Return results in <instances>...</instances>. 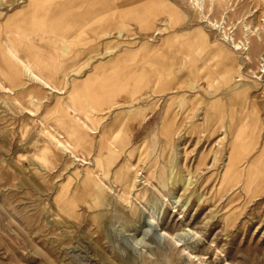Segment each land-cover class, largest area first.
<instances>
[{
	"label": "rangeland",
	"instance_id": "374dc122",
	"mask_svg": "<svg viewBox=\"0 0 264 264\" xmlns=\"http://www.w3.org/2000/svg\"><path fill=\"white\" fill-rule=\"evenodd\" d=\"M0 1V34L6 31L8 36L16 24L8 21L9 17L33 0ZM65 1L35 4L53 6ZM199 1L74 0L67 5L106 7L111 21L120 23L108 36V55L165 39L170 49L180 50L170 61L171 72L179 70L186 85L172 91L164 120V100L152 102L157 100L153 97L157 93H151L155 87L145 89L140 102L125 104L127 110L138 114V120L123 129L124 137L114 148L117 161L104 183L107 187L113 180L121 184L115 175L129 173L130 164L141 171L140 177L149 178L147 186H140V193H121L126 202L136 204L135 215L121 210L111 186L105 194L94 191L78 200L72 197L80 190L74 192V186L87 184L82 179V159L94 157L97 145L107 136L100 135V129L93 138L88 133L67 132L63 139L79 140L80 155L62 147L56 150L48 129L54 134L63 129L51 111L23 109L16 94L2 92L8 81L0 70V264H264V187L258 185L264 177V110L260 108L264 103V44L251 55L252 62L243 67L245 77L238 81L235 76L242 66L239 53H232L229 40L220 37L225 34L230 40L235 37L248 44L249 29L241 21L245 17L249 25L258 24L264 0H237V12H229L226 19L224 10L208 13L197 5ZM197 45L202 51L187 59ZM3 58L2 52L0 60ZM246 80L261 85L243 97L238 86ZM256 95L263 99L258 102ZM49 97L46 95L45 103ZM248 98L250 103L246 104ZM239 103L246 106L242 119L237 117ZM145 104L147 108L140 109ZM115 113L109 109L97 118L91 111L86 118L88 124L93 119L103 126L114 120ZM73 115V121L81 123ZM147 116L151 118L142 124ZM235 123L255 135L248 139L239 180L221 184L220 173L232 138L230 130L229 138L221 140V127ZM136 124L138 129L129 141V129ZM80 126L88 131V125ZM119 129L109 137L116 141ZM206 153L207 163L201 165ZM215 155L219 160L213 165ZM254 170L256 181L244 188ZM202 199L206 202L200 203ZM67 205L75 207V212L65 210ZM174 223L179 230L170 229ZM165 225L171 235L164 234Z\"/></svg>",
	"mask_w": 264,
	"mask_h": 264
},
{
	"label": "crops",
	"instance_id": "0c3cea01",
	"mask_svg": "<svg viewBox=\"0 0 264 264\" xmlns=\"http://www.w3.org/2000/svg\"><path fill=\"white\" fill-rule=\"evenodd\" d=\"M38 1L42 0L32 1L10 16L8 21L16 23L15 30L8 31V36L6 31L0 34V53H4L0 70L10 86H5L2 92L16 94L23 109L50 110L56 124L63 129L59 131L65 134L90 135L80 124L96 125L100 135L108 136L102 141L104 148L110 141L119 144L124 137L123 129L137 122L138 114L127 110L125 104L140 102L139 96L149 87L156 89L151 91L152 95L157 93L153 103L164 100L162 118L165 119L172 91L179 85H186L179 70L171 72L170 61L180 54L178 47L170 49L165 39L156 45L136 46L108 55V36L120 23L112 22L105 8L89 4L67 7L73 0L53 6L35 4ZM24 63L44 81L32 79ZM67 79L71 81L68 86ZM48 94L50 101L45 103ZM109 109L116 112L111 123L102 126L103 123L92 119L94 123L88 124L86 115L89 116L91 111L100 118ZM73 113L81 123L73 121ZM148 118L151 116L141 123L146 124ZM137 126L129 129V141ZM118 127L115 141L109 136Z\"/></svg>",
	"mask_w": 264,
	"mask_h": 264
},
{
	"label": "bare ground",
	"instance_id": "6f19581e",
	"mask_svg": "<svg viewBox=\"0 0 264 264\" xmlns=\"http://www.w3.org/2000/svg\"><path fill=\"white\" fill-rule=\"evenodd\" d=\"M237 2H238L237 0H208L207 3H206V1L203 2V1L200 0L199 1V4H197L198 2H196V4L199 5V7L201 9L206 8L207 11H208V13L209 12H214L215 10L222 9V10H224L223 18L226 19V16H227V14L229 12H235V13L237 12V8H236ZM0 4H2L1 1H0ZM73 4H74V0H73ZM77 5H79V3H77L76 6ZM248 16H249V14H248ZM262 21H264V14H262L261 16H259V23L258 24L249 25L248 24V21L246 20L245 17H244V19H242L241 22H244L245 25H246V27L248 26V29H249V31H247V33H246V38H247V41H248L247 43L248 44L236 40L235 37L232 38V40H230L229 36H227L225 34H224L225 36L224 35L223 36L220 35V37L223 40H225L226 38L229 40V45H230V48L232 49V53H235V54H238L239 53V55L237 57H239L240 64L242 66H240V74L235 76V78L238 81H240L241 79H243L245 77V72L243 71V67H246L247 66V63L252 62V56L251 55L252 54L255 55L256 51H260L262 45L264 44V25L262 24ZM208 24L210 26H215V24L213 22L209 21V20H208ZM201 51H202V47L199 46V45H197L196 48L193 51V54L191 55V53H190V54L187 55V57H188L187 59L191 60V57L192 56L198 55L199 52H201ZM205 62H208V61H205ZM24 65H25V69L27 70L29 76L32 79H37V80L38 79H41L42 81H44L39 76V74L36 73L35 70L29 64L24 63ZM262 66L264 67V64ZM255 77L256 78H259L257 76H255ZM258 85H261V84L258 81H256V80H249V81L246 80L245 82L240 83V86H238V88L242 90L243 97L244 96L248 97L249 95H251V94L254 93L253 92L254 91L253 90L254 88H257L258 89V87H257ZM256 91H258V90H256ZM143 93L145 94V92H143ZM239 94H241V93H239ZM142 97H143V95L140 97V99ZM236 97H238V96H236ZM256 98H257V100L259 102L262 97L260 98L259 95H256ZM245 103L246 104L247 103L249 104L250 103V99L248 98L245 101ZM263 104H261V107H260L262 110H264V105ZM245 107H246L245 105L240 104L239 107L236 108L237 109V117L239 119H242V117L245 116V110H244ZM28 113H30V114L33 115V113H31V112H28ZM262 123L264 124V117L262 119ZM240 125L238 126L235 123L232 126L231 125H228V126H222L221 127V133H220L221 134V137L219 136L221 140L228 139L229 138V133H231L230 130H232V138L229 140L230 141L229 142L230 143V150L228 151L229 153L227 152V154H228L227 155V161L225 160V162H224V169L220 173V181H221V184H224L226 181L227 182H231V181L232 182H235V181L239 180L240 175H241L240 166H241V164L243 162V158L248 153V139L250 138V135H252V136L255 135L254 132H251V133L249 132V134H248V129L246 127H242ZM87 128H88V131L90 132V136H92V134H94V133H96L98 131V127H94L92 125L87 126ZM50 130H52V128ZM50 130L48 129V132L50 134V138L49 139H50L51 143L54 145V147H55L56 150H59L60 151V148L62 147L64 150H67V151L71 152V154H72V152H74L75 155H80L78 152H80L81 149L79 148V145L76 142H70L68 140L63 139L65 133L62 132V131L55 130V133L56 134H54ZM163 132H166L167 133V129H166L165 126L163 127ZM216 143H218V142H216ZM99 144H100L99 145V148H98V150L96 152V155L94 154L95 155L94 157H88L89 156L88 155L87 157H85V158L82 159L83 165L80 166L84 170V172H82L83 173L82 179L87 184L85 185V187H82V186H74L72 188V189H74V192H77L79 189L80 190H79V193H73L72 194V197H74V198H76V200H78L79 197H82L83 195H87V194L92 195V193H94V191H97L98 193H101V194L102 193L105 194V191H107V188L111 186L112 188L113 187L115 188L114 197L119 201L120 206H121V210H123L124 212H126V213H128L130 215H135L136 214V211H137L136 210V206H135L136 204L135 203H131L130 204L128 201L126 202L125 199H123V197H121V193L122 192L134 191V190L135 191H138L140 193L141 192L140 190L142 189L140 186L142 184H144V186H147L150 183L149 178L146 175H144V177L141 176L142 179H144V181L141 182V177L139 175V172H141V171H139L138 169H135L134 168V164H130V167H128L129 168L128 169V172L130 170L131 171L129 173L125 174L122 171L119 174H116L115 175V177L121 178V184H115V180H113L114 181L113 182L114 184H108L107 183L108 185H110V186L107 187L104 182H107L106 181L107 177L109 176L110 173H112V171H110V170H111V168H113V165L117 161L116 158L118 157V155H116V153H114L113 148L116 147V146H118V145L114 141H110L109 146L106 147V148L103 147V145L105 146V144H102V142L99 143ZM225 146H226V144H225ZM262 152H264V151H262ZM58 154L59 153H57V155ZM205 156H206V159L204 160V158H202V160L200 161V164L201 165H203L204 163H207L206 160H207L208 154L206 153ZM218 160L219 159H218L217 155H215L214 156V160H213L214 161V164L213 165H215L216 163H218ZM56 162H57V160H56ZM114 173H116V172H114ZM162 176H163V174H162ZM248 176L249 177L246 179V182H244L245 183L244 184V188L246 186H250L251 184H253L256 181V179H257V170L252 171L250 173V175H248ZM170 183H172V182H170ZM187 184H189V180H188ZM258 185L260 186V188L262 186L264 187V177H262L260 179ZM60 188H63L64 189L65 186H61ZM59 194H62V193L59 192ZM201 202L205 203L206 202V199H202V201H200V203ZM71 206L65 207L64 209L67 210V211H71L70 213H74L75 212V207L73 208ZM164 224L165 223H163L162 225H164ZM179 226L180 227L182 226V222H181V225H179ZM168 228H169V226L165 225L164 231L167 230ZM170 229L172 231H175V230H179L180 228L178 227V224L174 223ZM166 233L169 234V235H171L168 231H165L164 232V234H166ZM176 241L179 242L180 240L177 239ZM190 253L192 254V252H190ZM199 258H201V256ZM130 259H132V258L129 257V260ZM200 261L202 262V258H201ZM208 264H213V262H208Z\"/></svg>",
	"mask_w": 264,
	"mask_h": 264
}]
</instances>
